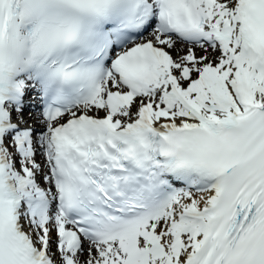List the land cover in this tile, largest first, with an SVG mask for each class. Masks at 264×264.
Masks as SVG:
<instances>
[{"label": "snow or ice", "instance_id": "obj_1", "mask_svg": "<svg viewBox=\"0 0 264 264\" xmlns=\"http://www.w3.org/2000/svg\"><path fill=\"white\" fill-rule=\"evenodd\" d=\"M0 264H264V0H0Z\"/></svg>", "mask_w": 264, "mask_h": 264}]
</instances>
